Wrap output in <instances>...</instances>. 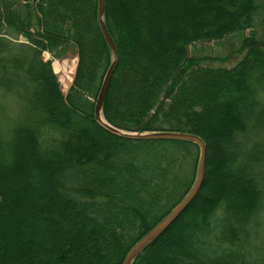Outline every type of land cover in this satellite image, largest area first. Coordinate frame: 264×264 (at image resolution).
<instances>
[{
  "label": "trees",
  "instance_id": "1",
  "mask_svg": "<svg viewBox=\"0 0 264 264\" xmlns=\"http://www.w3.org/2000/svg\"><path fill=\"white\" fill-rule=\"evenodd\" d=\"M97 8L0 0V264H122L194 181L195 143L124 139L95 122L111 63ZM259 9L257 0H105L118 63L104 119L206 145L197 195L133 264H264L247 248L264 196V40L244 37L233 64L188 53L253 29ZM62 47L77 58L66 96L43 58Z\"/></svg>",
  "mask_w": 264,
  "mask_h": 264
},
{
  "label": "water",
  "instance_id": "2",
  "mask_svg": "<svg viewBox=\"0 0 264 264\" xmlns=\"http://www.w3.org/2000/svg\"><path fill=\"white\" fill-rule=\"evenodd\" d=\"M105 0H98L97 8V21L101 30L102 36L111 53V63L105 73L100 90L94 102V120L104 130L111 133L112 135L133 140H153V139H164V140H180V141H191L195 143L199 148V157L196 168V174L194 181L184 195V197L163 217L161 218L148 232H146L140 239H138L131 248L127 251L122 264H133L135 259L142 253L147 247L152 245L167 229L168 227L179 217V215L188 207L192 200L200 190L204 176H205V158H206V145L203 139L197 135L190 133H182L176 131H153V132H131L118 129L109 124L103 117L102 110L103 104L108 92L109 84L113 76L114 70L118 63V49L111 38L105 22ZM22 41H25V37H21ZM77 65V62H76ZM76 72V66L72 81L68 85L64 96L67 95L70 87L72 86L74 76Z\"/></svg>",
  "mask_w": 264,
  "mask_h": 264
},
{
  "label": "rangeland",
  "instance_id": "3",
  "mask_svg": "<svg viewBox=\"0 0 264 264\" xmlns=\"http://www.w3.org/2000/svg\"><path fill=\"white\" fill-rule=\"evenodd\" d=\"M260 9L258 15L256 16V24L253 29L246 30L241 33H237L231 36H228L220 41H211V42H196L189 46L188 53L191 57H215L222 59L228 57L227 62L233 64L240 60L241 54L239 52V46L241 40L244 37L251 35L252 33L261 39L264 40V0H257ZM65 58H62L58 63L55 61L59 49L51 55L48 52L43 53V58L45 60H50L53 71L60 83V88L62 92H65L67 89L66 81L70 78L71 73H74L77 58L68 51H65ZM225 62V61H224ZM218 64L217 61L213 62ZM73 71V72H72ZM70 82L72 78L69 79ZM262 104L264 105V96ZM12 107V106H11ZM15 106L10 108L9 116H13L15 113ZM261 210L255 219V223H251L250 227V238L248 242V250L251 253V258L258 257L257 259H264V196L262 201ZM253 224V225H252Z\"/></svg>",
  "mask_w": 264,
  "mask_h": 264
},
{
  "label": "bare ground",
  "instance_id": "4",
  "mask_svg": "<svg viewBox=\"0 0 264 264\" xmlns=\"http://www.w3.org/2000/svg\"><path fill=\"white\" fill-rule=\"evenodd\" d=\"M65 49L62 47L60 50H59V53L57 54V57H56V62L58 63L62 58H65ZM74 71V70H73ZM72 71V72H73ZM73 74L74 73H71V75L69 76L70 78L69 79H71L72 78V76H73ZM67 80L65 83H66V85H67V87H68V85L70 84V80Z\"/></svg>",
  "mask_w": 264,
  "mask_h": 264
}]
</instances>
